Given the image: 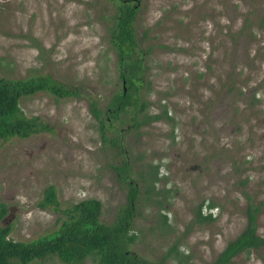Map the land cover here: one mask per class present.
<instances>
[{
	"label": "rangeland",
	"instance_id": "rangeland-1",
	"mask_svg": "<svg viewBox=\"0 0 264 264\" xmlns=\"http://www.w3.org/2000/svg\"><path fill=\"white\" fill-rule=\"evenodd\" d=\"M134 2L143 96L149 112L165 107L169 118L134 129L123 117L103 140L90 101L103 111L123 85L108 41L114 0H0V76H47L76 91L19 96L22 112L48 129L0 140L3 223L10 238L28 240L56 229L63 209L86 197L111 221L127 191L114 165L126 160L138 187L130 251L159 264L210 263L243 227L248 202L264 236V0ZM155 163L159 192L145 198L138 172ZM48 185L56 204L40 207ZM198 204L213 219L195 220ZM172 243L174 255L163 258ZM23 264L67 263L46 255ZM227 264H264V246Z\"/></svg>",
	"mask_w": 264,
	"mask_h": 264
},
{
	"label": "trees",
	"instance_id": "trees-1",
	"mask_svg": "<svg viewBox=\"0 0 264 264\" xmlns=\"http://www.w3.org/2000/svg\"><path fill=\"white\" fill-rule=\"evenodd\" d=\"M114 13L108 26V41L116 55L117 75L123 85L111 93L106 100L103 111L95 101H90V110L98 120V129L102 139H106L104 131L114 128V121L122 123L127 119L128 127L137 129L152 120L169 118L165 107L157 112H149V101L143 96L144 50L139 47L134 33L133 19L137 3L134 0H114ZM46 89L59 96L75 95L70 87L55 82L47 76L36 78H8L0 76V140L11 136L26 137L31 133L48 129L47 123L38 115H25L18 98L22 94ZM114 130H116L114 128ZM110 141L116 143V137ZM119 179L127 185L126 200L120 204L111 221L99 218L101 202L95 197H86L74 201L63 209L64 217L56 229L50 233L38 235L28 240H14L8 236L9 224L3 223L6 213L5 204L0 201V264H23L46 255H56L67 264L80 263L91 256L98 264H159L147 260L130 251L127 243L133 239L131 219L138 199V187L131 178L126 177L130 163L123 160L114 165ZM158 164L143 166L138 172L144 183L145 198L158 194L155 181L158 179ZM55 190L48 185L38 202L40 207L56 204ZM154 201L159 202L158 199ZM214 203L207 202L211 207ZM258 206L248 202L245 212V223L240 231L228 239L210 263L227 264L231 257L241 251L264 246V236L256 233L255 215ZM195 220L213 219L210 212L202 213L201 204L195 211ZM161 223L166 224L165 213H160ZM176 245L172 243L162 253L163 258L174 255Z\"/></svg>",
	"mask_w": 264,
	"mask_h": 264
},
{
	"label": "flooded vegetation",
	"instance_id": "flooded-vegetation-1",
	"mask_svg": "<svg viewBox=\"0 0 264 264\" xmlns=\"http://www.w3.org/2000/svg\"><path fill=\"white\" fill-rule=\"evenodd\" d=\"M145 125V124H144ZM143 126V125H142Z\"/></svg>",
	"mask_w": 264,
	"mask_h": 264
}]
</instances>
